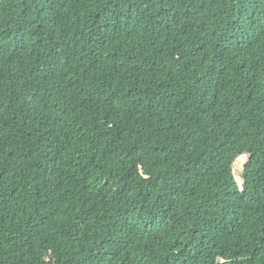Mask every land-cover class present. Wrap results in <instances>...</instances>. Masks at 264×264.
<instances>
[{"label":"trees","instance_id":"1","mask_svg":"<svg viewBox=\"0 0 264 264\" xmlns=\"http://www.w3.org/2000/svg\"><path fill=\"white\" fill-rule=\"evenodd\" d=\"M0 264H264V0H0Z\"/></svg>","mask_w":264,"mask_h":264}]
</instances>
